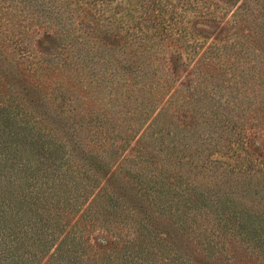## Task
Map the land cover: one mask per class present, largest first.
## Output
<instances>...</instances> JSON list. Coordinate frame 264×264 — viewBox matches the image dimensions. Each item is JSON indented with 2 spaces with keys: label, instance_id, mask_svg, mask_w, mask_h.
<instances>
[{
  "label": "rangeland",
  "instance_id": "obj_1",
  "mask_svg": "<svg viewBox=\"0 0 264 264\" xmlns=\"http://www.w3.org/2000/svg\"><path fill=\"white\" fill-rule=\"evenodd\" d=\"M0 107L81 124L116 177L171 207L196 189L186 214L216 249L264 264V0H0ZM114 235L90 254H121Z\"/></svg>",
  "mask_w": 264,
  "mask_h": 264
},
{
  "label": "trees",
  "instance_id": "obj_2",
  "mask_svg": "<svg viewBox=\"0 0 264 264\" xmlns=\"http://www.w3.org/2000/svg\"><path fill=\"white\" fill-rule=\"evenodd\" d=\"M84 135L79 123L22 122L0 107V264H211V255L235 264L237 251L216 249L186 214L196 189L171 207L161 190L116 177ZM249 213L238 223L256 229ZM96 232L116 233L123 252L90 254Z\"/></svg>",
  "mask_w": 264,
  "mask_h": 264
}]
</instances>
